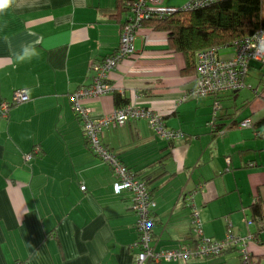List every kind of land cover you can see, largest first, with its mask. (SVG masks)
Instances as JSON below:
<instances>
[{"label": "crops", "instance_id": "crops-1", "mask_svg": "<svg viewBox=\"0 0 264 264\" xmlns=\"http://www.w3.org/2000/svg\"><path fill=\"white\" fill-rule=\"evenodd\" d=\"M116 5L13 0L0 11V104L13 101L17 90L28 95L0 115V264H130L137 252L131 196L114 192L116 176L87 146L69 98L92 84L91 65L117 49L128 16L112 17ZM134 46L135 53L108 74L113 90L81 103L95 117L123 103L147 107L182 131L181 139L163 140L145 119L101 131L102 142L146 181L155 201L153 247L193 245L196 212L203 234L214 239L228 229L255 233L250 264H264V136L255 133L264 119L261 72L249 81L260 66L251 65L241 89L185 98L194 86L195 62L166 51V33L150 27L137 31ZM231 53L223 48L219 56ZM246 118L251 126L240 127ZM255 206L259 221L252 219ZM167 264L242 262L230 249Z\"/></svg>", "mask_w": 264, "mask_h": 264}, {"label": "built area", "instance_id": "built-area-1", "mask_svg": "<svg viewBox=\"0 0 264 264\" xmlns=\"http://www.w3.org/2000/svg\"><path fill=\"white\" fill-rule=\"evenodd\" d=\"M215 0H190L179 7L163 6L162 0H135L132 5V18L129 24L122 27L120 40L116 51L105 56L93 66V82L89 86H81L70 94V101L76 117L79 119L85 142L89 149L104 161L116 176L113 189L116 194L128 192L133 202L136 214L135 227L138 237L134 244V253L130 264H167L170 261H188L220 255L228 247L238 252L242 264H250L248 245L255 240L252 232L236 234L228 229L223 239H214L203 234L202 225L196 212L193 213V229L195 241L193 245L181 244L174 249L157 250L152 245V209L155 201L152 199L145 181L138 178L119 157L113 153L101 139V131L110 124L124 125L131 119H145L154 135L160 139L174 141L183 137L182 131L167 127L159 114L153 110L127 103L117 107L111 113L93 116L90 108L81 103L83 99L96 98L110 93L113 87L108 83V74L127 56L135 53L134 39L142 27V21L157 16L163 18L178 10H191ZM162 5V6H161ZM252 62L264 67V30L257 31L233 42L232 53L228 58L219 56L215 47L200 50L196 54V75L193 88L185 98L199 95H217L230 90L235 91L246 86L245 78ZM257 93V89H253ZM28 99L25 90H17L13 101L0 104V115L5 116L9 107ZM250 119H243L239 126H251ZM264 136V121L262 129L255 132ZM36 153V150L33 151ZM31 155H27L29 159ZM85 190V185L80 186ZM260 219L258 218L257 221ZM252 219L247 221L251 225Z\"/></svg>", "mask_w": 264, "mask_h": 264}, {"label": "trees", "instance_id": "trees-1", "mask_svg": "<svg viewBox=\"0 0 264 264\" xmlns=\"http://www.w3.org/2000/svg\"><path fill=\"white\" fill-rule=\"evenodd\" d=\"M134 1L116 0L115 9L117 13H112L111 16L116 19L120 18L121 15L128 16L121 23V29L130 23ZM181 6L172 5L171 7L180 8ZM144 26L150 27L155 31L165 32L167 36L166 51L182 54L187 64L191 65L196 61V54L200 50L215 47L219 52L223 48H233L234 41L264 30V0L210 1L191 10L175 11L173 14L163 18L151 16L142 21V27ZM104 57L96 63L100 62ZM261 81L264 82V77L261 78ZM116 95L117 101L120 103L119 94L116 93ZM125 104H120L118 107ZM213 115L212 125H214L216 119L215 114ZM228 126H231V124H228ZM217 131L222 132L223 130L219 129ZM35 149L39 150L38 147ZM133 173L136 176L138 175L135 172ZM252 217L253 221H257L258 218L261 219L260 210L257 206L252 209ZM253 234L256 239V234Z\"/></svg>", "mask_w": 264, "mask_h": 264}, {"label": "rangeland", "instance_id": "rangeland-1", "mask_svg": "<svg viewBox=\"0 0 264 264\" xmlns=\"http://www.w3.org/2000/svg\"><path fill=\"white\" fill-rule=\"evenodd\" d=\"M187 1H189V0H187ZM186 1V2H187ZM186 2H184V3H186ZM184 3H182V4H180V5H183ZM177 6H179V5H177ZM253 63H255L256 65H258L259 66V64L257 63V62H252V64ZM257 70H259L260 72H261V76L262 77H264L263 75H264V67H260L259 69L258 68H256V69H253V70H251L249 73H251V76H250V79H249V81H251V82H256L257 81V75H256V73H257Z\"/></svg>", "mask_w": 264, "mask_h": 264}, {"label": "clouds", "instance_id": "clouds-1", "mask_svg": "<svg viewBox=\"0 0 264 264\" xmlns=\"http://www.w3.org/2000/svg\"><path fill=\"white\" fill-rule=\"evenodd\" d=\"M13 0H3L2 3H0V11H3L11 6Z\"/></svg>", "mask_w": 264, "mask_h": 264}, {"label": "bare ground", "instance_id": "bare-ground-1", "mask_svg": "<svg viewBox=\"0 0 264 264\" xmlns=\"http://www.w3.org/2000/svg\"><path fill=\"white\" fill-rule=\"evenodd\" d=\"M253 218V217H252ZM248 220H250V218H247V219H245V224L247 225V221ZM247 226H250V225H247ZM237 234V233H236ZM225 237V236H224ZM223 237V238H224ZM223 238H221V239H223ZM231 249V247H228L225 251H223L221 254H223L224 252H226V251H228V250H230ZM248 252L250 253V251H249V245H248ZM220 254V255H221ZM218 256V255H217ZM213 257V256H212ZM249 260H252V256H251V253H250V256H249Z\"/></svg>", "mask_w": 264, "mask_h": 264}, {"label": "snow or ice", "instance_id": "snow-or-ice-1", "mask_svg": "<svg viewBox=\"0 0 264 264\" xmlns=\"http://www.w3.org/2000/svg\"><path fill=\"white\" fill-rule=\"evenodd\" d=\"M3 2V0H0V3H2Z\"/></svg>", "mask_w": 264, "mask_h": 264}]
</instances>
